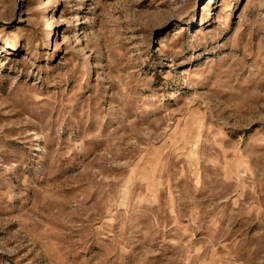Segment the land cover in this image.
<instances>
[{
  "label": "rangeland",
  "instance_id": "374dc122",
  "mask_svg": "<svg viewBox=\"0 0 264 264\" xmlns=\"http://www.w3.org/2000/svg\"><path fill=\"white\" fill-rule=\"evenodd\" d=\"M0 264H264V0H0Z\"/></svg>",
  "mask_w": 264,
  "mask_h": 264
}]
</instances>
